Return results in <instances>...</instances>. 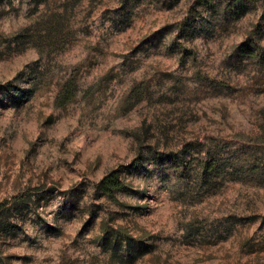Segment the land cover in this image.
<instances>
[{
	"label": "rangeland",
	"instance_id": "1",
	"mask_svg": "<svg viewBox=\"0 0 264 264\" xmlns=\"http://www.w3.org/2000/svg\"><path fill=\"white\" fill-rule=\"evenodd\" d=\"M0 264H264V0H0Z\"/></svg>",
	"mask_w": 264,
	"mask_h": 264
},
{
	"label": "trees",
	"instance_id": "2",
	"mask_svg": "<svg viewBox=\"0 0 264 264\" xmlns=\"http://www.w3.org/2000/svg\"><path fill=\"white\" fill-rule=\"evenodd\" d=\"M99 190L111 197H114L117 191L125 190L127 184L122 179L117 169L110 170L100 181Z\"/></svg>",
	"mask_w": 264,
	"mask_h": 264
}]
</instances>
